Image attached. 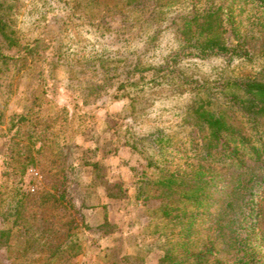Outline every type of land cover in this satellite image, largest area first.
Listing matches in <instances>:
<instances>
[{"label": "rangeland", "instance_id": "rangeland-1", "mask_svg": "<svg viewBox=\"0 0 264 264\" xmlns=\"http://www.w3.org/2000/svg\"><path fill=\"white\" fill-rule=\"evenodd\" d=\"M193 1L205 0H0V16L18 37L0 68V231L11 234L1 264H45L55 254L53 264H160L173 227H164L169 210L155 185L165 157L178 165L183 155L184 167L208 164L190 149L196 111L238 109L234 82L260 70L186 52L171 62L184 53L175 30ZM104 54L140 60L139 71L104 93L84 91L78 68ZM25 147L33 163L22 173L25 161L12 158L27 154ZM206 166L233 178L224 164ZM220 185L210 212L192 208L191 250L212 252L185 264H264V186L250 197L238 189L224 195ZM230 219L242 247L231 228L221 231ZM25 224L37 243L29 253Z\"/></svg>", "mask_w": 264, "mask_h": 264}, {"label": "trees", "instance_id": "trees-1", "mask_svg": "<svg viewBox=\"0 0 264 264\" xmlns=\"http://www.w3.org/2000/svg\"><path fill=\"white\" fill-rule=\"evenodd\" d=\"M191 4L193 9L181 16L179 26L175 30L184 53L175 55L171 59L172 63H177V60L187 53L200 58L223 56L251 64L259 63L260 70L234 82L237 92L231 96V100L238 109L230 107L225 111H210L200 107L195 114L197 139L191 140L190 148L193 156L195 159L201 158V162L228 166L232 179L227 178L226 173L221 175L222 178L216 176L212 169L206 168L208 164H188L184 167L183 155L180 156L178 165H174L173 158L165 157V167L160 169V178L155 185L160 190L161 198L166 201V209L169 210L164 227H173L165 236L164 256L160 264L195 263L196 260L202 263L208 254H211L212 250H191L194 243L192 231L197 221L192 208L199 207L203 214L210 212L212 190L218 189L219 182L224 195L228 191L235 193L238 189L239 192L246 190L250 197H254L255 187L264 186V0H205L193 1ZM235 10L239 13L236 14ZM15 34L7 20L4 21L0 16V68L10 59L5 49L10 44L18 43ZM106 58L104 54L99 60L82 62L85 64L80 65L77 72L80 73L78 83H81L84 91L93 89L104 93V90L112 87L113 81L119 80L120 77L131 81L141 65L140 60L128 64L120 54L112 61ZM87 65L91 66V69H88ZM87 70L91 71L90 76H86ZM156 73L159 74L157 70ZM126 83L129 86L138 85L137 82ZM126 85L120 84L118 89L122 90ZM238 110L240 116H237ZM22 119L21 117L20 120ZM18 130L16 133H19ZM33 135L32 133L28 136L33 138ZM25 148L28 149L27 154L20 153L17 158H12L18 164L20 162H17V159L25 161L22 173L33 163L30 147ZM242 154L243 157L240 158ZM64 196L65 194L61 195V198L64 199ZM249 201L252 202L253 198ZM225 204L227 210H231L232 202ZM225 204L222 205L223 209ZM0 213L2 216L6 214L3 206H0ZM234 222V219H230L221 231L224 233L225 229L231 228L233 235L237 236L235 244L242 247L239 232L232 227ZM107 226L108 224L104 225L102 229ZM23 227L26 236V248L23 252L29 253L31 249H37V243L31 235L30 224ZM178 232L180 237L177 236ZM10 241V232L1 230L0 252L4 248H10ZM49 244V241H46L44 245ZM71 245L72 242H69L59 245L58 248H69ZM64 254V251H60L58 256ZM12 256L11 254L10 257ZM53 257L54 255L49 256L45 264H53V261L59 258L57 254Z\"/></svg>", "mask_w": 264, "mask_h": 264}]
</instances>
